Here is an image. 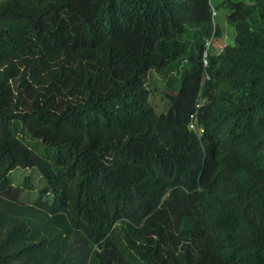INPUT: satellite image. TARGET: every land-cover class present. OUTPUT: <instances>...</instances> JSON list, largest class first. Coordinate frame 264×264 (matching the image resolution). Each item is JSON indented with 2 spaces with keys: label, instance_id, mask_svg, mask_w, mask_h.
<instances>
[{
  "label": "trees",
  "instance_id": "trees-1",
  "mask_svg": "<svg viewBox=\"0 0 264 264\" xmlns=\"http://www.w3.org/2000/svg\"><path fill=\"white\" fill-rule=\"evenodd\" d=\"M226 2L204 65L211 0H0V264H264V0Z\"/></svg>",
  "mask_w": 264,
  "mask_h": 264
},
{
  "label": "rangeland",
  "instance_id": "rangeland-1",
  "mask_svg": "<svg viewBox=\"0 0 264 264\" xmlns=\"http://www.w3.org/2000/svg\"><path fill=\"white\" fill-rule=\"evenodd\" d=\"M213 7H215L217 14L215 15V22L220 26L221 32L216 35L213 41L211 52H219L227 43L234 42L235 26L228 23L227 14L229 6L226 0H211ZM167 78L161 73L152 69L148 76V87L150 88V99L157 111H165L169 106V95L175 93L176 89L168 86ZM10 176L13 179L14 185L20 187V200L28 203L35 202L39 195V190L46 185V178L41 171L36 167L17 166L10 171ZM52 198V193L47 194Z\"/></svg>",
  "mask_w": 264,
  "mask_h": 264
},
{
  "label": "built area",
  "instance_id": "built-area-1",
  "mask_svg": "<svg viewBox=\"0 0 264 264\" xmlns=\"http://www.w3.org/2000/svg\"><path fill=\"white\" fill-rule=\"evenodd\" d=\"M214 8V10H213V14H214V18H215V15L217 14V11H216V9H215V7H213ZM214 22H215V20H214ZM215 24H217L216 22H215ZM215 29H214V31H213V33H212V35L210 36V37H208L207 38V40H206V43H205V49H204V51H203V61H204V65H208V63H209V55H210V53H211V47H212V44H213V41H214V38H215ZM199 105V104H198ZM190 126L192 127V128H194V129H196V130H201V128L200 127H198L197 126V124L195 123V122H192L191 124H190Z\"/></svg>",
  "mask_w": 264,
  "mask_h": 264
}]
</instances>
